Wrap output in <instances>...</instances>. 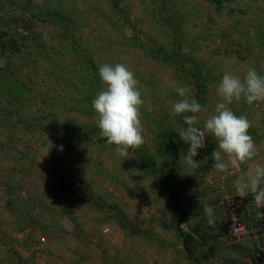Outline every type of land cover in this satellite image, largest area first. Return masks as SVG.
<instances>
[{"label": "rangeland", "instance_id": "obj_1", "mask_svg": "<svg viewBox=\"0 0 264 264\" xmlns=\"http://www.w3.org/2000/svg\"><path fill=\"white\" fill-rule=\"evenodd\" d=\"M104 63L126 64L144 100L145 142L124 160L92 108ZM0 65V264H256L264 208L234 189L248 164L218 172L206 134L188 167L170 109L187 85L202 127L225 72L264 76V0H0ZM230 107L264 162V101Z\"/></svg>", "mask_w": 264, "mask_h": 264}, {"label": "clouds", "instance_id": "obj_2", "mask_svg": "<svg viewBox=\"0 0 264 264\" xmlns=\"http://www.w3.org/2000/svg\"><path fill=\"white\" fill-rule=\"evenodd\" d=\"M98 73L106 87L92 101L97 126L100 135L109 145H115L116 155L124 160L129 157V149L135 151L145 142L141 120L144 100L139 81L124 63H104L99 66ZM215 91L219 102L214 113L204 120L202 127H197L200 119L197 114L206 112L207 108L190 96L191 88L187 85L176 88L181 99L172 102L170 112L173 116L183 114L186 127L176 131L180 140L190 145L187 155L182 156L184 163L190 168H198L200 163L193 158L199 155L198 149L206 147V134L212 135L217 143L212 152L213 167L220 173H226L248 164L234 181L235 194L241 198L251 194L255 205L264 208V162H254L259 151L249 134L251 122L244 115H236L230 107L242 98L248 105L264 101V76L254 68L248 69L243 79L225 72ZM60 150H63L62 146ZM44 152L47 155L49 149L45 148ZM203 215L208 226L215 225L216 213L212 206L204 204Z\"/></svg>", "mask_w": 264, "mask_h": 264}, {"label": "built area", "instance_id": "obj_3", "mask_svg": "<svg viewBox=\"0 0 264 264\" xmlns=\"http://www.w3.org/2000/svg\"><path fill=\"white\" fill-rule=\"evenodd\" d=\"M243 207L241 200L233 201L228 212V230L235 237H244L251 233L247 224L240 217V209ZM235 218V219H234ZM256 264H264V245L259 246Z\"/></svg>", "mask_w": 264, "mask_h": 264}, {"label": "trees", "instance_id": "obj_4", "mask_svg": "<svg viewBox=\"0 0 264 264\" xmlns=\"http://www.w3.org/2000/svg\"><path fill=\"white\" fill-rule=\"evenodd\" d=\"M210 1L215 2V3H220L221 0H210ZM178 207H179V206H178ZM178 209H179V208H178ZM179 217H180V219H184V217H183V215L181 214V212H179ZM183 235H185V234H183Z\"/></svg>", "mask_w": 264, "mask_h": 264}]
</instances>
